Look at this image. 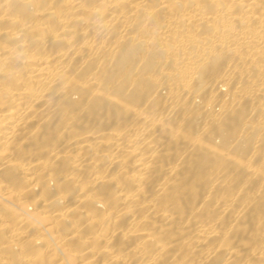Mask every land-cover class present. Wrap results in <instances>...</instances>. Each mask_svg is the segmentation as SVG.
<instances>
[{
    "label": "bare ground",
    "instance_id": "bare-ground-1",
    "mask_svg": "<svg viewBox=\"0 0 264 264\" xmlns=\"http://www.w3.org/2000/svg\"><path fill=\"white\" fill-rule=\"evenodd\" d=\"M0 264H264V0H0Z\"/></svg>",
    "mask_w": 264,
    "mask_h": 264
}]
</instances>
